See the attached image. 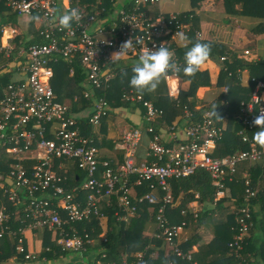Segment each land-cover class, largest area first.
Here are the masks:
<instances>
[{
  "label": "built area",
  "instance_id": "built-area-1",
  "mask_svg": "<svg viewBox=\"0 0 264 264\" xmlns=\"http://www.w3.org/2000/svg\"><path fill=\"white\" fill-rule=\"evenodd\" d=\"M81 1L84 0H69L70 7L66 11L76 9L80 19L74 21L71 28L64 29L59 24L58 8L61 7V0H0L17 16L38 17L44 25L42 36L45 39V44L27 48L0 43V57H6L9 61L13 59L10 64H15L20 73L19 78H14L7 86L5 97L0 103V148L13 161L9 176H0L3 197L14 206L26 205L25 217L21 220L27 224L26 228L51 230L56 235L57 245L63 250L75 251L83 250L85 241L91 242L88 232H83L85 239L79 235L78 225L100 213L104 221L106 215L102 213L100 205L105 199L118 195L119 209H128V212L130 209L131 214H138L139 208L145 204L157 205L158 237H164L175 259L184 264H198L192 254L185 252L177 243L178 234L186 223L170 226L166 218V209L174 201L171 181L204 171L210 174L217 195L225 197L226 183L234 180L241 163H264V143L258 145L251 140L249 133L246 134L247 131H254L253 120L264 112V81L253 79L255 87L252 95L248 101L241 103V119L245 130L239 134L243 142L249 145L247 150L226 158L214 157L222 130L211 113H206L202 123L185 129L182 140L177 137L178 143L165 145L159 142V136L154 135L148 163L136 162L141 131L136 128L124 130V162L114 168L109 161L98 159L94 141L81 133L80 119L73 114L71 106L57 100L51 84L55 76L54 66L58 64L57 56L82 55L86 82L89 84V89L83 91V95L87 100L93 99V106L91 110L86 109L84 118L97 126L109 115L104 90L115 78L106 62L114 60L121 46L131 41L123 56L137 61L148 48H167L172 53L171 63L174 67L163 77L166 80L178 78L181 64L173 57V45L181 35L184 41L189 40L192 25L183 23L180 20L182 14L179 13L151 17L149 6L158 5L162 0H135L132 8L123 7L108 19L102 17L107 0H96L98 9L92 13L87 9L88 4L82 5ZM195 36L201 38L198 31ZM249 53L246 51L247 55ZM21 57L18 63L17 58ZM71 73L74 74L73 71ZM128 99L139 100L147 109L145 120L149 123L148 131L153 134L154 123L162 111L147 102L142 95L128 96ZM28 160L36 162L30 171L25 168ZM68 162H77L85 174L80 186L72 194L66 193L63 187L65 178L59 172ZM11 178L10 187H5L4 182ZM146 183L150 188L162 191L161 203L151 194L138 198L134 204L130 201V185L140 187ZM245 187L248 197H254L249 179L245 181ZM49 191L52 193L50 198L47 197ZM82 192L86 194L87 203L78 199ZM21 193H28L26 201ZM6 212L7 205L1 202L0 239L9 231ZM251 212V207L246 206L236 217L241 235L248 232L247 220L251 219ZM115 215L118 221H126L120 213L115 212ZM11 232L16 236L15 231ZM23 241L24 238L18 240L17 248L21 252L24 251ZM234 246L240 249L239 239ZM105 257L103 255L102 258ZM134 257L132 262L127 256L124 257V264H147L145 252H139ZM97 264L103 263L98 261Z\"/></svg>",
  "mask_w": 264,
  "mask_h": 264
},
{
  "label": "crops",
  "instance_id": "crops-1",
  "mask_svg": "<svg viewBox=\"0 0 264 264\" xmlns=\"http://www.w3.org/2000/svg\"><path fill=\"white\" fill-rule=\"evenodd\" d=\"M131 1L133 0H117L114 4L115 9L109 10L111 16H109L108 18L114 16L121 8L126 7L128 2ZM0 7H2V5H0ZM61 7L62 13L65 14L66 9L70 7L69 0H61ZM63 8H65V10ZM0 12H2L1 9ZM4 12H6L7 14L14 13L8 8ZM148 12L151 17H157L160 14L192 13L195 19L191 23L194 24V28L201 34V38L198 40L223 46L228 51L227 55H223L222 57L218 58V61L208 57L207 60L199 68V71L207 76L208 84L200 86L196 92L197 108H204L216 102H220L221 99L226 97V95L229 93L230 85H234L233 87L237 90V93H240L241 90L242 92L247 93L242 94L245 95V100L250 98L252 92L251 87L253 85V73L249 69H238L237 80L234 84H231V82L229 81L230 79L221 78L223 64L225 63V60H223V58H228L229 62L233 59H241L254 63L264 61V31L255 32L256 30H258L259 27L264 30V27L261 26L263 20L252 14H245L244 12H242L241 4H237L235 6L234 12H229L226 8L225 0H201L199 2H195V0H162L161 3L158 5L149 6ZM17 18L18 24H24L23 22H27V35L25 36L26 41L31 40L32 31H34L35 29H39L43 24L38 17L33 19L27 16H18ZM1 22L2 18L0 17V23ZM12 27L15 26H5L4 28L1 27L0 29L2 35L0 38H12V36L17 32L16 29ZM190 42L191 41L189 34L188 41H181V39L178 38L175 45H173V57L178 61L179 64H181V70L182 66H184L185 64V54H182V50L187 49L190 45ZM2 44L13 46V44L17 45L18 43ZM246 51H249L250 53L247 55ZM114 59L118 60L117 65L122 68L119 74H115V77L117 75H121L125 79L122 80V83L127 88L125 91L127 96H131V94L134 92L137 93V91L130 86L129 81L134 74L133 68L139 63V61H134L125 56H115ZM12 60L13 59L9 61V59H7L6 57H0V103L1 100H3V98L5 97L4 93L7 86L11 83L14 78H19L20 76L18 68L15 67V64H10ZM21 60L22 57L17 58L18 63L21 62ZM181 70L178 74V78L166 80L164 77H162L158 88L154 92L145 91L143 93L138 92L137 94L142 95L144 99L147 98L151 102L156 104L161 102L162 99L166 97H169L170 99H177L181 92L187 91L190 88L191 83L190 80H185V78L181 74ZM73 75L74 74L70 73V76ZM262 75H264V73H262ZM52 82L53 80L51 81V84ZM63 100L64 101H58L63 104L70 105L72 107L73 114L80 119L81 133L84 136L87 137L86 131L87 128L90 127V135H88V138H91L94 141L98 152V159L100 161H109L110 163H112L114 168H118L124 162L125 154L122 132L124 130L136 128L141 131V138L139 139L136 151L137 160L139 161V163H148V161L150 160L148 156L154 137L148 131V124L146 123V120H144L141 114L142 110L140 109V107H136L132 112H130V110H126L123 107L113 108L109 106V115L102 122V124L97 126L90 125L88 127V124L86 125L85 120L81 121L82 118L87 119L84 118L87 115V108L79 110V107L81 105V98L77 97L76 92L71 96V98L64 97ZM74 106L77 110L74 109ZM179 125L181 124L179 123L178 126ZM228 128V125L225 123L224 126L221 128V135L224 130ZM173 130L174 128H172L171 130L166 127L160 128L159 137L161 138L162 142H170L174 136L178 137L181 140L185 137V126L176 129V131ZM256 131L257 129L255 128L254 131L250 132L249 137L254 143L260 145L261 143H264V141L255 138ZM71 163H73L74 166L76 165L75 167H77L81 172H83L77 162ZM5 164L8 165V170L2 168V166H4ZM35 165L36 162L33 160H28L25 162V168L29 171L32 170ZM65 166L66 165H64L59 172L62 177L65 178L63 187L66 193L72 194L75 189H78V186H80V183L82 182L84 177L80 176L78 186H72L71 192L67 191V187L71 185H68L67 180L68 178L72 179L71 177L74 173L71 167H68L67 169L64 168ZM262 166H264L262 162L251 163V165L247 164V168H240L238 170L237 174H239V176L237 177V180L240 178L243 179L248 177L252 185V181H254L256 178H260L258 187H263L264 173L259 169V167L262 168ZM11 170H13L12 159L8 155H6V152H4L2 148H0V176H3V178H7L9 175L5 174L4 176V173L7 171L10 172ZM210 181L211 187L215 190L216 188L213 185L212 179H210ZM234 181H236V179L229 182L232 183ZM4 183L7 185L6 186L5 184H3L5 185V187H8V185L10 187V184L12 183V178L7 179V182ZM146 194H151L156 198L159 203L162 202L163 193L158 188L152 189L150 188L148 183L140 187L130 185V201L133 204L137 202L138 198L144 197ZM0 195L3 196L1 188ZM194 195L195 198L189 199V202L185 204V209H182L181 211L180 218L182 219V221L180 222V224H175V222H177V216L176 214L174 215V212L176 211V208H179L180 206L184 205L186 197L185 199H174L173 204L166 209V218L170 226H182L184 223H186V225L178 234V245L185 252L191 253L194 261L198 264H209L214 259L220 257L222 258L224 256L223 253L216 254V252L209 245L214 240L215 225L217 221L222 220L223 218V220H225L224 215L225 213H227L225 211H229V209L231 210L232 207L230 206V204L233 203V201H236V199H233L232 196L231 199H227L226 201H224L223 207L221 208L218 206V203L221 200H224V197L218 196L217 192L215 193L213 201L211 199H203V201H200L199 199H197L199 198L198 192L194 193ZM3 199L4 198L0 197V204ZM23 199L26 201L25 198ZM80 201L82 203H87L88 199H80ZM119 204V196L114 195L111 198L105 199V201H103L100 205V208L102 210V213L106 210H114L115 208H117L116 213H120L123 215L124 219L126 218V221L120 222L123 224H127L126 229L128 231H131L133 229V226H136V235L142 237L144 240L148 239L149 241L151 239L152 242L150 245H145L146 243L140 244L143 245L139 246L140 248H143V251H140L141 253H148V251L150 250L149 253L151 254V257L154 260H157L160 251L163 249L167 264H178V262L182 263L181 261L175 259L172 256L171 248L164 239V237H158V235H160V227L159 222L157 221V205L145 204L143 205V207H140V211L138 214H131L130 209L129 212L128 209L124 211L119 209ZM263 206L264 200L263 202L260 201L258 204L254 205L251 210L258 216H263ZM184 211L187 212L186 215L183 214ZM128 213L130 214L128 215ZM199 214H201L202 218H205L204 223L201 226H197L192 222L187 224L186 220L189 219V215H192L194 223H198L195 218L199 217ZM107 218L108 216L106 215V218L103 221V214L100 213L99 216H94L89 221L79 224L78 229L82 232H87L88 230H91L98 233L97 231H102L101 233L103 236L104 233H106L107 229ZM101 222L103 223V225H101ZM92 224L94 225V228L91 229L90 225ZM29 230L30 232L28 233ZM46 231L51 232L50 241L54 244H57L56 235L51 230H38L32 228H26L23 230L22 235L24 236V240L26 241L28 252L30 255L37 253L38 248L42 250L43 242L47 235ZM154 239L160 240L162 244L157 245V242H154ZM137 253H134V255H136ZM126 254L123 255V257H126ZM134 255L133 259H135ZM224 257L228 259L230 256L225 255ZM74 260L75 262H79L80 264H85L82 260V254H80L79 259Z\"/></svg>",
  "mask_w": 264,
  "mask_h": 264
},
{
  "label": "trees",
  "instance_id": "trees-1",
  "mask_svg": "<svg viewBox=\"0 0 264 264\" xmlns=\"http://www.w3.org/2000/svg\"><path fill=\"white\" fill-rule=\"evenodd\" d=\"M116 1L117 0L111 2L110 0H107L105 5L106 10L102 14V17L111 16L109 10L115 9L114 4L116 3ZM199 1L201 0H195V2ZM134 2L135 0L128 2L126 8H132ZM81 4H88L87 9L90 13L94 12L96 8L98 9V7H96V0H84L81 1ZM225 4L229 12H234L235 6L237 4H241L242 12L259 17L261 20H263L261 26L264 27V0H225ZM0 5H2V7H0L2 11L0 12V17L2 18L0 28H4L5 26L17 25V14H7L6 12H4L7 9L6 5L2 2L0 3ZM61 8L62 7L60 6L58 8L60 13L59 16L63 15ZM68 12L70 11H66V13ZM194 19V15L192 13H184L180 17V20L183 23H191L192 21H194ZM194 27V24H192L190 33V45L187 49L182 50V54H185L193 44L199 42L208 46L210 53L209 57L216 61H218V58L222 57L223 55H227L228 51L225 47L215 45L210 42L199 41L195 36V32L197 30ZM43 30L44 25H42L39 29H35L34 31H32V39L29 41H26L24 36L18 37L17 41L20 43H18L17 45L27 48L33 45L45 44V39L42 36ZM261 31L264 30L259 27L255 32ZM1 35L2 32L0 29V37ZM57 57L58 64L54 66L55 77L53 79L52 85L55 94L58 97V100L64 101V97L71 98V96L77 91L79 96H82L79 110H83L85 108H89L91 110L93 106V99L87 100L83 97V91L89 89V84L86 82V68L82 63V55L74 54L70 57L58 55ZM130 59L137 61V59ZM117 61V59H114L108 60L106 62L108 68H110L111 72L114 74H119L122 69L117 65ZM224 62L225 63L223 64L221 78L230 79L229 81L231 82V84H234L237 80L238 69H249L254 75L253 79L255 78L256 80L264 81V75H262V73H264V61L254 63L241 59H233L229 62L227 58ZM184 66H182L181 74L183 75L185 80H190L191 82L190 88L187 91L181 92L177 99H170L169 97L163 98L162 101L158 104L151 102L147 98L145 99L147 102H151L156 108L162 111V114L158 116L157 120L154 123L155 131L152 134L153 137L154 135H160L161 127H166L169 130L174 128L173 131H176V129H179L182 126H185V129L188 126H197L204 121L206 113H211V117L214 119L219 128H222L225 123L229 127L228 129L224 130L222 135L218 138L217 146L213 156L217 158H226L240 151L247 150L249 148V145L243 142L242 136L239 134L240 131L245 130L244 124L241 119V103L243 102V100L248 101L250 99L248 98L245 100V95H242L247 93L242 92V90L240 93H237V90L233 87L234 85H230L229 93L226 95V97L222 98L220 102H216L204 108H197L196 92L200 86L208 84V79L207 76L199 70L191 76L185 75V73L183 72ZM71 71L74 72L73 76H70ZM122 80L125 79L121 75H117L111 82V84L107 87V89L104 90V92L106 93V100L108 105L113 108L123 107L126 110H130V112H132L136 107H140V109L142 110L141 114L145 120L147 109L139 100L132 101L131 99H128V96L125 92L127 88L122 83ZM254 87L255 86L253 83L251 87L252 92L254 90ZM137 93L134 92L131 94V96L136 97L138 95ZM74 109H76L75 106ZM83 120L86 121V125L88 124V127L91 125L89 119H82L81 121ZM177 121L178 124L180 123L182 126H178ZM146 123L149 127V123ZM247 133L250 134V131H247L246 134ZM86 135L87 137L88 135H90V127L87 128ZM159 142L165 145H172L178 143L179 141L177 137L174 136L170 141L171 143L162 142V140ZM247 164L251 165V163L247 162L241 163L238 166V170L240 168H247ZM7 166L8 165L5 164L4 166H2V168H5L6 170ZM75 166L73 163L68 162L64 167L67 169L68 167H71L74 173L72 174V179L68 178L67 180L68 185L71 184L70 186L67 185V191L69 192H71L72 186H78L80 176H85V174ZM259 169L264 173V166H262V168L259 167ZM5 174L9 175V171L5 172L4 176ZM238 176L239 174H236L234 178L237 182L234 181L235 183H230L229 181H227L226 183V197H224V200H221L218 203V206L222 208L224 201H226L227 199H231L232 196L233 199H236V201H233V203L230 204V206L232 207L231 210L229 209V211H225L227 212L224 215L225 220H223V218L222 220L217 221L215 225V237L213 242L209 245L216 252V254L223 253L224 256L229 255L230 257L227 259L223 256L222 258L220 257L214 259L209 264H264V206L262 213L263 216H258L253 211L251 212V219L249 221L247 220V222L249 223V229L246 234L244 233L243 235H241L238 222L236 221V217L238 216L240 210H242L246 206H250L251 208H253L254 205L258 204L260 201L263 202L264 186L258 187L260 178H256L254 181H252L251 186L255 192V196L249 198L248 194L246 193L245 187V181L249 178L246 177L237 180ZM210 177V174H208L207 172L198 171L192 176L182 179H173L171 181L174 199H185L186 197L184 205L175 209L176 211L174 212V215L176 214L177 216V222H175V224L178 225L182 221V219L180 218L181 211L182 209H185V204L189 202V199L195 198L194 193H199V198L197 199H199L200 201H203V199H211L212 201L214 200V196L217 190H214L211 187L210 179L212 178ZM85 195L86 194L84 192L80 193L78 199H86L84 198ZM22 196L23 198L27 199L28 193L22 194ZM0 197L4 198L2 195H0ZM47 197H52V193L50 191L47 193ZM2 203L7 205L6 214L8 220L6 225L9 227V231H7V233L0 239V264H80L79 262H75L74 260L77 254H82V260L85 264H97L98 261H101L103 264H124L123 255L127 253V259L132 262L135 260L133 259L134 253L143 251V248L139 247L143 245L140 244L146 243L145 245H150L152 242L151 239L149 241L148 239L144 240L142 237L136 235V226H133V229L131 231H128L126 229L127 224H123L118 221V217L117 215H115L117 208H115L114 210L111 209L103 212L108 216L107 229L106 233H104L103 236L101 233L102 231H97L98 233L91 230H88L89 232L87 231L89 233V237L91 238V242H86L84 240L85 245L83 250H63V247L50 241L51 232L46 231L47 235L44 239L41 252L30 255L25 240L22 243L24 251L21 252L17 248V246L19 245L18 240L24 238V236L22 235V231L27 227V224L21 221L22 217H25L24 210L26 208V205L19 204L18 206H13V204L9 203L7 199H3ZM63 215L66 216L64 212ZM195 220H197L198 223H194L192 215H189V219H187L186 222L187 224L192 222L197 226H201L204 223L205 218H202L201 214H199V217L195 218ZM90 228H94V225H90ZM68 229L69 227H67V230ZM11 231H15L16 236L11 234ZM84 234L85 233H83L82 231H79V235L83 236V239H85ZM237 239H239L240 249H238L237 246H234ZM155 241L157 242V245L162 244L160 240L154 239V242ZM149 251L148 253H146L147 264H167L163 249L160 251L157 260H154L151 257ZM103 255H106V257L102 258ZM178 264L184 263L178 262Z\"/></svg>",
  "mask_w": 264,
  "mask_h": 264
},
{
  "label": "clouds",
  "instance_id": "clouds-1",
  "mask_svg": "<svg viewBox=\"0 0 264 264\" xmlns=\"http://www.w3.org/2000/svg\"><path fill=\"white\" fill-rule=\"evenodd\" d=\"M80 14L76 9L65 13L59 17V24L64 29H69L74 21H79ZM181 41L184 37L181 35ZM131 41L124 43L121 46L120 52L114 56H123ZM209 48L206 44L195 43L185 53V66L183 72L185 75L191 76L195 74L201 65L209 57ZM172 53L163 46L158 49H147L139 58V63L133 68V76L129 83L137 92H154L161 82V78L167 71L174 67L171 63ZM253 125L256 127L255 138L264 141V112L259 113L253 120Z\"/></svg>",
  "mask_w": 264,
  "mask_h": 264
},
{
  "label": "rangeland",
  "instance_id": "rangeland-1",
  "mask_svg": "<svg viewBox=\"0 0 264 264\" xmlns=\"http://www.w3.org/2000/svg\"><path fill=\"white\" fill-rule=\"evenodd\" d=\"M23 23L25 25L24 24L14 25L15 27H12V28L16 29L17 32L12 36V38L11 37L8 38L9 40L6 39V38H0L1 39V42L0 43H20V42L17 41V38L20 37V36H24L25 37L27 35L26 34L27 33L26 32V30H27V22H23ZM171 79H173V78H170L169 80H171ZM76 95L79 98L82 97V96H79V94L77 93V91H76ZM83 97H84V95H83ZM66 105H68V104H66ZM136 162H137V164L139 163V161L137 160V157H136ZM29 232H30V230L28 231V233ZM40 252H41V249L38 248L37 253H40ZM79 257H80V254H77L76 257H75V259H79Z\"/></svg>",
  "mask_w": 264,
  "mask_h": 264
}]
</instances>
